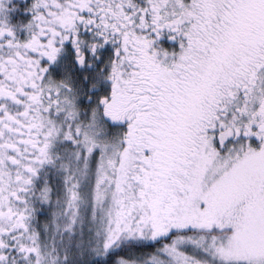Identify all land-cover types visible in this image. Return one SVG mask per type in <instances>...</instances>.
Returning <instances> with one entry per match:
<instances>
[{
    "label": "snow or ice",
    "instance_id": "obj_1",
    "mask_svg": "<svg viewBox=\"0 0 264 264\" xmlns=\"http://www.w3.org/2000/svg\"><path fill=\"white\" fill-rule=\"evenodd\" d=\"M0 264H264V0H0Z\"/></svg>",
    "mask_w": 264,
    "mask_h": 264
}]
</instances>
